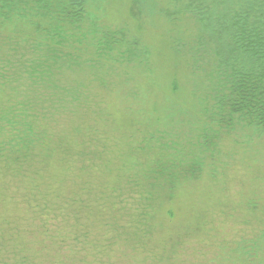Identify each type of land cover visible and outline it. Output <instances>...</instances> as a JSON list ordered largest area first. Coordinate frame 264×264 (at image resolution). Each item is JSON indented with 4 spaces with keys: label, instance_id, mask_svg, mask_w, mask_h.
<instances>
[{
    "label": "rangeland",
    "instance_id": "1",
    "mask_svg": "<svg viewBox=\"0 0 264 264\" xmlns=\"http://www.w3.org/2000/svg\"><path fill=\"white\" fill-rule=\"evenodd\" d=\"M86 1L0 24V264H264V133L213 120L194 17Z\"/></svg>",
    "mask_w": 264,
    "mask_h": 264
},
{
    "label": "trees",
    "instance_id": "2",
    "mask_svg": "<svg viewBox=\"0 0 264 264\" xmlns=\"http://www.w3.org/2000/svg\"><path fill=\"white\" fill-rule=\"evenodd\" d=\"M170 2L176 6L173 14L186 12L194 17L197 41L210 45L214 60L212 74L217 79L211 96L213 120L231 129L238 125L264 133V0ZM86 3V0H0V24L9 22L12 14L23 18L30 11L32 14H28L35 19L29 22L34 29L45 32L46 38L53 42L62 36L63 20L82 21L87 12ZM133 4L132 8H136L137 0ZM115 34L108 35L117 42L122 34ZM109 39L104 43L107 47ZM13 118L3 121L11 124ZM18 125L26 126L16 131L18 136L25 130L32 131L31 121L22 119ZM24 135L20 140L22 146L32 141L29 135ZM14 147L10 144V152H19Z\"/></svg>",
    "mask_w": 264,
    "mask_h": 264
}]
</instances>
